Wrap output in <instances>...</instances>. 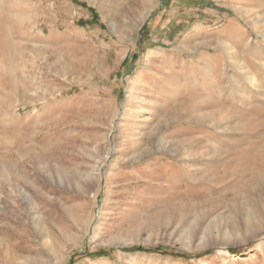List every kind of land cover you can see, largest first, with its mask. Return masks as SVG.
<instances>
[{
    "label": "rangeland",
    "instance_id": "rangeland-1",
    "mask_svg": "<svg viewBox=\"0 0 264 264\" xmlns=\"http://www.w3.org/2000/svg\"><path fill=\"white\" fill-rule=\"evenodd\" d=\"M0 19V264H264V0Z\"/></svg>",
    "mask_w": 264,
    "mask_h": 264
},
{
    "label": "bare ground",
    "instance_id": "bare-ground-1",
    "mask_svg": "<svg viewBox=\"0 0 264 264\" xmlns=\"http://www.w3.org/2000/svg\"><path fill=\"white\" fill-rule=\"evenodd\" d=\"M12 23V22H11ZM26 23V22H25ZM14 24V23H13ZM17 24V23H16ZM12 25V24H11ZM20 26V25H19ZM11 27V26H9ZM13 27V25H12ZM14 28V27H13ZM10 31V30H9ZM8 31V32H9ZM7 34V25L5 24V20L0 19V48L3 50L5 47H7L9 42H7L4 38V36ZM11 36V35H9ZM9 61V60H8ZM263 220V219H262ZM249 225V224H248ZM246 229V228H245Z\"/></svg>",
    "mask_w": 264,
    "mask_h": 264
},
{
    "label": "trees",
    "instance_id": "trees-1",
    "mask_svg": "<svg viewBox=\"0 0 264 264\" xmlns=\"http://www.w3.org/2000/svg\"><path fill=\"white\" fill-rule=\"evenodd\" d=\"M135 251H142V249H136ZM154 251H156V250H153V252ZM98 254H100V255H104L105 254V252L103 251V252H99ZM204 254H206V253H204ZM204 254H202V255H204Z\"/></svg>",
    "mask_w": 264,
    "mask_h": 264
}]
</instances>
